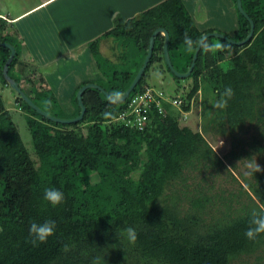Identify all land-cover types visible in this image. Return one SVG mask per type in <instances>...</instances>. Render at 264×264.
I'll return each instance as SVG.
<instances>
[{
	"label": "trees",
	"instance_id": "trees-1",
	"mask_svg": "<svg viewBox=\"0 0 264 264\" xmlns=\"http://www.w3.org/2000/svg\"><path fill=\"white\" fill-rule=\"evenodd\" d=\"M242 2L255 21L252 38L243 44L220 38L221 43L231 45L228 51L200 49L180 93L148 82L155 63L161 61V71H170L162 54L165 36L156 35L151 59L131 95L148 84L180 102L164 100L165 112L151 113L143 127L117 118L128 99L112 101L95 87L84 90L86 111L73 122L46 117L19 94L16 102L25 112L33 138L32 154L0 93V264H91L97 256L105 258L104 264H264V234L257 238L259 243L245 236L251 211L264 208V171H255L258 163L249 167L245 162L247 158L255 162L257 157L264 169V0ZM237 11L238 27L235 33H226L242 39L251 24ZM4 26L0 25V40L16 47L9 74L35 103L60 116L63 108L51 88L27 78L23 83V74L13 71L22 46L12 34H3ZM159 26L170 33V55L180 71L188 69L195 52L182 47L185 31L195 39L215 30L200 29L184 0H162L128 18L116 13L112 26L87 43L102 76L76 88L71 117L81 111L77 90L84 83L97 82L109 93H123L129 87L145 59L150 36ZM106 37L114 47L113 55L120 48L118 56H122L121 47L128 41L139 56L143 53L134 71L125 66L120 76L117 70L109 76L117 64L113 56L103 58L111 66L103 70L102 60L96 58L108 54L101 49ZM207 38L210 43L218 42L216 36ZM0 49L4 52L1 81L7 84L3 67L10 48L0 45ZM175 54L185 57L184 61L174 62ZM228 86L235 95L226 108L218 109L215 104ZM199 94L204 130L216 125L234 140V146L222 155L204 131H187L183 126L182 119H187ZM106 111L111 113L108 118L102 115ZM249 128L253 132L247 139ZM237 159L247 165L248 172L240 170ZM222 175L226 181L231 177L238 191L218 185ZM48 187L63 191L65 202L53 207L45 201ZM47 219L56 221V233L34 247L29 242L30 223ZM127 227L137 232L135 244L117 234ZM65 243L74 247L65 252Z\"/></svg>",
	"mask_w": 264,
	"mask_h": 264
},
{
	"label": "rangeland",
	"instance_id": "rangeland-1",
	"mask_svg": "<svg viewBox=\"0 0 264 264\" xmlns=\"http://www.w3.org/2000/svg\"><path fill=\"white\" fill-rule=\"evenodd\" d=\"M39 1H41V0H20L18 2L15 0H0V11L1 10L3 12L10 11V12L15 13L14 9L17 5L27 7V6H30V5L37 3ZM159 1L160 0H151V1H147L145 4L146 5H151V4L156 5L157 3H159ZM143 2H144V0H143ZM195 2H196V0H192V4H188L187 0H184L185 7L190 13H192V8L194 7L193 13H192L193 16L195 15L194 14L195 6H193V3H195ZM225 2H226V0H202L201 3L199 4V6L205 9V7L207 5L209 6L211 4V5H215L217 7V9L220 8V9L225 10ZM95 4L100 5L98 0H54L50 3L49 8L45 6L42 9H40L39 11H37L36 13H34L33 15L28 16L27 18H23L20 22L19 21L16 22L15 26L17 29L21 28V26L27 25L28 36H25L23 32H20L21 33L20 36L22 38L18 36L15 39V41H16L15 43L17 45H19L20 41H21V39H23V37L26 41L28 38L29 39L33 38V40L37 39L39 42L43 43L44 46L47 47V49H46L47 51L50 50V48H51V42L50 41L51 40H48V38L46 37V35L44 33V30H42L40 33L38 30L34 31L36 29L34 27V24L36 26L38 25V28H39L42 23H52L54 21L55 17H56V21H57L56 25H58L62 29V31L67 36L70 37L69 40H72V37L79 36L80 33H84V32L88 35H92L95 32H99L102 30L106 31L105 28H101V27L99 28V26L102 25V21H98V20H102V19H100V18L98 20L94 19L95 22H93L91 17H90V13L95 12V10L93 8V5H95ZM108 4H109V7H112V3L110 0H109ZM115 4H117V1L115 2ZM77 6L82 8L80 14L77 11ZM124 6H125L124 8H128V9H136V8L140 7V5H138V4L133 5V4H130L127 2L125 3ZM141 6H143V7H141V9L144 8V5H141ZM141 9L132 11V13H130L129 16H131L134 12L135 13L139 12V10H141ZM50 11H52L54 14H49ZM218 12H220L222 14V17L220 18V20H213L209 25V27H210L209 29H215L214 31H220V32H228L232 28V25L227 26L226 22L229 23V19L227 17H225V19H224L223 15H225V13H223V11L218 10ZM123 14L124 15L128 14V11H125ZM113 19H114V17H113ZM35 32H38V33L35 34ZM228 33L232 34L230 31ZM54 36H56V35L54 34ZM109 40L110 39H108L106 37L105 41L107 43L109 42ZM216 40L218 42H222L220 37L216 38ZM23 42H25V41L23 40ZM70 42L71 41H69V43ZM110 48L113 49L114 48L113 45ZM21 49H22V47H21ZM105 49H107L106 51L108 52V48H105ZM119 49L120 48L114 49V55H113V51L111 54H110V52H109V54H105V56L104 55H101V56L97 55L98 57L96 59H98V61L102 60L101 62H103V70L104 71H106L108 68L110 69L111 66L108 64L106 65L107 62L105 61L106 62L105 63L103 61V58H112L111 56H113L112 59H114V61L117 62V64H115L110 70L108 69L109 70L108 71L109 76H113L114 71H116V70L119 71L118 76H120L121 75L120 70L124 71L125 68H123V67H125V66L126 67L129 66V68H132L131 70L134 71L137 63H139L141 61L140 57L143 53H141V55L139 56L137 49L135 48V45L133 44V42L128 41V43L126 44L125 47H121V55L122 56H118ZM3 53H4L3 50L0 49V56L3 55ZM31 53L32 52H30V55L27 53L23 54V52L21 51L19 59L21 58L22 61L19 60L16 63V65L14 67V72H15V70L16 71L20 70L21 73H23V75H24L22 78L23 83H25V80L27 78V79L32 80L31 82L35 83L36 85H38L40 87L48 88V85H46L47 84L46 74H48V73H46V72H48L50 67H46L45 72H43V68L45 67L46 64L33 62L32 58H31V56L33 57V55ZM162 54H164V58H165L164 51ZM173 59H174V62L179 64V61H184L185 57H180L179 55L175 54L173 56ZM124 60H125V63L122 64V61H124ZM171 60H172V58H171ZM159 62L155 63L154 66L150 67V69H149L150 78H149L148 82L156 84L157 86L163 87L169 93H176V92L180 93L182 91L181 86L183 84H185L186 79H190V78L187 76V77H184V78L182 77V78L178 79L175 77V75L172 71H167V72L161 71L163 64H161L162 63L161 61H159ZM141 66H140V68H141ZM56 67H57V64L55 63L53 65V68H56ZM40 68L42 70H40ZM139 69H138V71H139ZM138 71H137V73H138ZM0 76H1V74H0ZM0 79H1V77H0ZM0 87H1L0 93L3 95V97L5 99L6 106L11 110L13 118L19 126L21 135H22L28 149L32 152V154H34V152H33V150H34L33 138H32L30 129L28 127V124L26 122L25 112L19 108L18 103L16 102V97L19 95V92L13 86H11L9 83H7V84L4 83L3 80H2ZM52 90H53V92H55V89H52ZM58 94L59 93H55V95L62 100L63 96L61 95V97H60ZM200 96H201L200 94L197 96L198 101L194 102V107L192 108V111L189 112V114L187 115V119L186 120L182 119V121H185V122H183L184 123L183 126L185 127V129L187 131H195V130L204 131V135L207 137L208 141L218 151V153H220V155H222L223 153H225L226 151H229V149H231L234 146L233 145L234 140H232L233 139L232 136L229 135L230 133H228V132L227 133H225V132L220 133V131H219V129H217L216 125H212L208 129V131L204 130L203 125H204L206 119H204V117L202 116V104L200 101ZM60 99H59V101H60L62 108H63L62 110L61 109L59 110L60 116L64 117V118H72L71 115L74 111H70L71 109L69 110L68 108H66V106H64L65 104H62V101ZM73 103H75V102H73ZM66 115H68V116H66ZM252 132H253V128H249V130L245 134L247 139L250 137ZM255 159H256V161L252 162L247 158V160L245 159V162L247 163V165L249 167L253 166V164H255V163H258L261 165V161H259L257 157H255ZM237 164H238V166H240V170L248 172L247 168H246V166H247L246 164H243L238 159H237ZM236 175L238 177H240V174L238 171L236 172ZM225 178H226V176L222 175L218 181V185H221V186L226 185V187L228 186L229 188H235L236 189L235 191H238L237 190L238 189L237 183L235 181H232L231 177L227 181ZM0 190H2L1 184H0ZM237 264H244V263L240 261Z\"/></svg>",
	"mask_w": 264,
	"mask_h": 264
},
{
	"label": "crops",
	"instance_id": "crops-1",
	"mask_svg": "<svg viewBox=\"0 0 264 264\" xmlns=\"http://www.w3.org/2000/svg\"><path fill=\"white\" fill-rule=\"evenodd\" d=\"M20 1V0H15ZM54 0H41L33 5L23 7L21 5H17L14 9V12H3L0 11V25H5L3 28V34L10 33L15 38L18 36L21 37V33L23 32L25 36H28L27 33V25L21 26V28H16L15 24L17 21H21L23 18H27L28 16L33 15L43 7H48L50 3ZM112 3V7H109V0H98L100 5H93V8L95 12L90 13V17L93 22H95L94 19H102L98 21H102V25L99 26V28H109L113 24V17L116 13H120L125 18L132 17L134 15H137L142 10L153 6L146 5L145 3L147 1L151 0H110ZM117 1V4L115 2ZM125 1V2H124ZM162 1V0H160ZM159 1V2H160ZM202 0H196L195 3H193V6H195L194 16L198 27L200 29H207L210 28L209 25L213 20H220L222 17V14L218 12V10L223 11L225 15H223L224 19L227 17L229 19V23L226 22L227 26L232 25V28L229 30L232 34L235 33L237 27H238V11H237V5L234 0H226L225 2V10L223 9H217L215 5H207L204 8L200 7L199 4ZM130 3L133 5H140L139 8L136 9H128L124 8L125 3ZM157 3V2H156ZM155 3V4H156ZM188 4H192V0H187ZM141 5H144V8L141 9ZM124 8V9H123ZM194 8V7H193ZM192 8V13H193ZM81 9L79 6H77V11L80 14ZM139 10L137 13H133L131 16L130 13L134 10ZM125 11H128V14L124 15L123 13ZM205 12V13H204ZM191 13V14H192ZM49 14H54L52 11H50ZM85 14V13H84ZM56 17L54 18V21L52 23H42L40 27L38 28V25L36 26L34 24V27L36 28L34 31L38 30L39 33L44 30V33L48 40H51V48L50 50H46L47 47L44 46L43 43L39 42L37 39H27V41L24 39H21L20 44L22 46V52L23 54L27 53L30 55H33L32 61L37 63H45V67L43 68V72H45L46 67H50L48 70V74H46L47 79V85L51 89H55L54 93H59L58 95L62 98V104H65L66 108H68L70 111H73V103H72V96L76 90V88L85 80L90 78H96L102 76L101 72L97 68L96 62L91 54V51L89 47L87 46L88 41H90L92 38L96 37L99 32H95L92 35H88L85 32L80 33L79 36L72 37V40H69V36H67L62 29L56 25ZM11 28V29H10ZM47 33H46V32ZM228 31V32H229ZM227 32V33H228ZM38 32H35L37 34ZM54 34L56 36H54ZM23 35V34H22ZM22 38V37H21ZM19 39V38H18ZM23 40L25 42H23ZM1 41V40H0ZM69 41H71L69 43ZM10 42V41H9ZM49 42V43H50ZM111 44L106 42L105 40L101 41V49L103 53H106L108 48V54L111 52ZM86 53V54H85ZM2 56V55H1ZM0 56V58H1ZM87 56V57H86ZM24 57V56H23ZM89 57V58H88ZM21 60V58L19 59ZM22 61V60H21ZM57 64L56 68H53L54 64ZM40 70H42L40 68ZM14 71V69H13ZM16 71V70H15ZM18 72H21L20 70ZM1 74V73H0ZM23 74V73H22ZM94 75V76H93ZM24 76V75H23ZM1 77V76H0ZM2 81L0 79V85ZM1 88V87H0Z\"/></svg>",
	"mask_w": 264,
	"mask_h": 264
},
{
	"label": "clouds",
	"instance_id": "clouds-1",
	"mask_svg": "<svg viewBox=\"0 0 264 264\" xmlns=\"http://www.w3.org/2000/svg\"><path fill=\"white\" fill-rule=\"evenodd\" d=\"M107 29H105V30H107ZM103 33H105V31H102L97 36L102 35ZM159 33H162V32H159ZM182 47L188 53H191L197 49H203L204 51L215 53L218 50L219 51H228V50H230L231 45L228 44L227 42H223V43L211 42L210 43L208 41V38L206 36H203V35L193 39V37L191 35H189L187 31H185L184 36H183V40H182ZM163 51H164V49H163ZM234 95H235V92L232 89V87H230V86L225 87L223 92L220 94V99L215 104V107L218 109L226 108L228 101L231 100L234 97ZM121 96H122V93L119 90H116V91H113L112 93H110V97L115 98V99H119ZM130 96H131V92L125 100L129 99ZM102 115L105 118H108L111 115V113L106 111ZM119 115L117 116V118H119ZM255 171L260 172V171H264V169H261L260 166L258 164H256L255 165ZM43 199L45 201H47L48 203H50L53 207H56V206H59L65 202V194L63 191H61L58 188L48 187V188L44 189ZM56 228H57L56 221L52 220V219H47V220H44L43 222L32 221L30 223V226H29V242L34 247H38L40 244L47 243L48 239L55 235ZM117 234L126 236L127 240L132 244H135V242L137 240V232L133 227H127L122 232L117 233ZM261 234H264V208H262L260 210L253 209L250 213V216H249L248 227L245 231V236L248 240L259 243V240L257 238ZM72 247H74V245L65 243L63 245V250L65 252H67ZM104 260H105L104 257L97 256V257L93 258L91 264H104Z\"/></svg>",
	"mask_w": 264,
	"mask_h": 264
},
{
	"label": "water",
	"instance_id": "water-1",
	"mask_svg": "<svg viewBox=\"0 0 264 264\" xmlns=\"http://www.w3.org/2000/svg\"><path fill=\"white\" fill-rule=\"evenodd\" d=\"M237 3V8L249 19L250 21V30L248 32V34L242 38V39H235L231 36H229V34L225 33V32H220V31H208V32H204L203 36H216V37H220V38H224L230 42L233 43H237V44H243L247 41H249L254 33L255 30V21L254 19L250 16V14L245 10V8L243 7V2L242 0H236ZM162 32L165 36L164 38V53H165V60L168 64V66L172 69V71H174L179 77H187L188 75H190V73L192 72L195 64H196V60L198 57V53L200 49L195 50L193 58L191 60L190 66L188 67V69L186 71H179L177 68L174 67L173 62L171 60V56H170V52H169V39H170V34L169 31L166 27L164 26H159L157 27L153 33L150 36V40H149V45H148V51L146 53L144 62L141 66V68L139 69L138 73L136 74V76L134 77L133 81L131 82V84L129 85V87L122 93V96L119 99H115L110 97V93L108 90H106L101 84L97 83V82H93V81H88L86 83H84L82 86L79 87V89L77 90V98H78V102L79 105L81 107V111L78 115L72 117V118H64V117H60L57 115H54L48 111H46L45 109H43L41 106H39L37 103H35L33 101V99L26 93L25 90H23V88L21 87L19 81L11 76L9 74V65L11 63V61L13 60V58L16 55V47L13 43L9 42V41H0V45H4L10 48V54L8 56V58L6 59V62L4 64L3 67V74L7 80V82L13 86L18 92L19 94L22 96V98H24L33 108H35L38 112H40L41 114L45 115L46 117L53 119L55 121H60V122H73V121H77L79 119H81L84 116V113L86 111V105L83 101V92L87 87H95L98 88L100 90L103 91V93L106 94V96L108 97V99L112 100V101H118V102H122L124 101L130 94V92L133 90V88L135 87V85L138 83V81L140 80L142 74L144 73L154 50V45H155V37L156 35Z\"/></svg>",
	"mask_w": 264,
	"mask_h": 264
},
{
	"label": "built area",
	"instance_id": "built-area-1",
	"mask_svg": "<svg viewBox=\"0 0 264 264\" xmlns=\"http://www.w3.org/2000/svg\"><path fill=\"white\" fill-rule=\"evenodd\" d=\"M164 100L174 104L180 102V99L176 97L169 99L162 90L146 85L144 89L130 96L126 106L120 112L119 118L128 124L133 123L143 127L149 121L151 113L165 112Z\"/></svg>",
	"mask_w": 264,
	"mask_h": 264
},
{
	"label": "flooded vegetation",
	"instance_id": "flooded-vegetation-1",
	"mask_svg": "<svg viewBox=\"0 0 264 264\" xmlns=\"http://www.w3.org/2000/svg\"><path fill=\"white\" fill-rule=\"evenodd\" d=\"M170 71H172V69H170ZM173 72V71H172ZM174 73V72H173Z\"/></svg>",
	"mask_w": 264,
	"mask_h": 264
},
{
	"label": "bare ground",
	"instance_id": "bare-ground-1",
	"mask_svg": "<svg viewBox=\"0 0 264 264\" xmlns=\"http://www.w3.org/2000/svg\"><path fill=\"white\" fill-rule=\"evenodd\" d=\"M237 4V3H236Z\"/></svg>",
	"mask_w": 264,
	"mask_h": 264
}]
</instances>
